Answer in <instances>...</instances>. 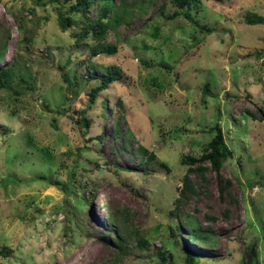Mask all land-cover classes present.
Wrapping results in <instances>:
<instances>
[{"label": "rangeland", "instance_id": "1", "mask_svg": "<svg viewBox=\"0 0 264 264\" xmlns=\"http://www.w3.org/2000/svg\"><path fill=\"white\" fill-rule=\"evenodd\" d=\"M114 1L129 18L98 39L69 4L0 0V67L18 64L0 89V264H163V251L186 264L184 244L195 264H264V24L245 22L264 0ZM59 9L74 20L65 31ZM101 42L116 54L94 55ZM110 63L123 80L91 104ZM80 110L88 130L69 119ZM217 122L232 150L219 173L187 160Z\"/></svg>", "mask_w": 264, "mask_h": 264}, {"label": "trees", "instance_id": "2", "mask_svg": "<svg viewBox=\"0 0 264 264\" xmlns=\"http://www.w3.org/2000/svg\"><path fill=\"white\" fill-rule=\"evenodd\" d=\"M123 3H125V0ZM201 0H172V2L179 8H189L197 3H199ZM35 2L39 6H47V5H64L69 4L68 10L70 12H82L84 13L86 26L92 27L95 30L96 37L98 39H102L104 37V34L107 29L112 28L115 29L118 25L121 23H124L129 18V9L123 7V6H116L114 0H35ZM96 18L94 20H91L90 17L87 16V13L89 12L92 7L96 6ZM33 14L35 13V9L32 8L30 10ZM186 18L189 20V22L197 26L201 29H205L207 31H211V28L206 27L205 25H202L199 23V21L190 13L185 14ZM17 18V25L20 28L21 33H24L26 30V24L22 22L20 18ZM245 22L250 25L255 24H264V17L262 15H259L254 12H250L246 14L245 16ZM58 24L60 28L65 31L68 28L72 27L74 24V20L71 19V17L67 16L64 12H62L61 9L58 10ZM75 35V33H73ZM32 38L28 35L23 34L21 38L17 42V50L19 51L24 43L30 42ZM7 41H4L0 45V61L2 58H4L7 50ZM116 46L112 44H103L102 42L97 45V48L94 49L93 54L99 53H106L109 56H113L116 54ZM93 66L94 64H90ZM17 61L16 59H13L11 62L3 65L0 67V89L6 88L7 85L11 84L15 80V73L17 71ZM102 70L104 71L105 75L101 77L100 83L94 87L91 88L89 91V101L90 103H94L95 100L98 97V94L101 91H104L110 87V85L114 82H121L123 80V73L121 72L120 68L113 63H110L109 65H104L102 67ZM21 81H25V78L23 76L19 77ZM26 82V81H25ZM27 84V82H26ZM208 94V85H204L203 87V96H206ZM102 106H106V101L103 100L101 102ZM118 107L119 110L122 107V101H118ZM85 110L77 111L76 115H73L71 113L68 114L69 119L73 120L75 123H81L83 126L88 130L91 127L92 121L86 116ZM103 110V114H104ZM262 119V118H261ZM117 134H119V128L118 125L116 126ZM210 132H214L213 137L211 140L205 145L204 150L200 157H191L188 156L187 160L190 162L196 163L199 162L201 164H207L209 167H211L215 172L219 173L220 169L223 166V163L232 157V150L227 145L224 134L221 128V125L217 122L215 125L209 128ZM140 150L142 151L143 155L146 157L152 158L154 157L153 153H149L148 149L145 146H141ZM208 165H198L195 170L198 172L204 171L206 168H208ZM226 185H229L231 182L230 180H226ZM179 198L175 200V202L178 204ZM121 215V212L119 210L115 211L113 215L111 216V220L115 223H118L120 221L119 216ZM126 220V216H125ZM122 222L123 224H125ZM124 234L125 230H124ZM208 235H205L201 232L193 231L191 233V240L194 241H200L205 242L208 240ZM147 244V241L144 239H140L138 241V245H141L142 247H145ZM183 251L185 252V260L186 264H195L196 259L200 256L198 251L195 249H192L189 245L184 244L182 247ZM160 258L163 264H175L172 260V254L171 253H165L160 252Z\"/></svg>", "mask_w": 264, "mask_h": 264}]
</instances>
